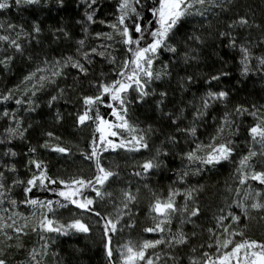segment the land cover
<instances>
[{
    "label": "snow or ice",
    "instance_id": "6c2138e0",
    "mask_svg": "<svg viewBox=\"0 0 264 264\" xmlns=\"http://www.w3.org/2000/svg\"><path fill=\"white\" fill-rule=\"evenodd\" d=\"M47 4L0 0V73L10 72L18 58L30 65L18 83L0 91V264H11L10 254L21 250L23 264H45L52 233L98 234L105 264H264V237L248 234L253 221L264 225V97L233 104L232 90L219 86L231 75L223 58L222 69L200 73L207 50L220 48L235 54L242 80L264 82V6L115 0L113 18L101 19L100 0H82L80 32L50 27L47 40L40 20L8 15ZM56 4L60 11L65 0ZM97 24L108 30H93ZM98 65L108 72L97 74ZM142 105L158 117L140 120L134 110ZM42 107L55 124L71 117L73 128L91 125L86 147L26 122L25 114ZM241 135L246 151L238 147ZM42 151L79 153L91 175H53ZM120 151L132 158L123 168L110 160ZM229 161L231 182H224L222 203L208 217L204 185L190 181ZM165 172L172 174L167 188H153L151 177ZM143 191L150 198L142 231L156 234L151 239L130 231L138 226ZM126 230L128 238L114 245ZM30 233L38 242L28 248Z\"/></svg>",
    "mask_w": 264,
    "mask_h": 264
},
{
    "label": "trees",
    "instance_id": "16d2710c",
    "mask_svg": "<svg viewBox=\"0 0 264 264\" xmlns=\"http://www.w3.org/2000/svg\"><path fill=\"white\" fill-rule=\"evenodd\" d=\"M115 0H100L102 5L98 16L99 18H113V8ZM241 3L244 4H252V5H262L264 6V0H240ZM78 5H81L78 7ZM49 8L51 11H49ZM58 5L56 4V0H48V4L35 7H29L26 11L16 12L15 9L12 10L10 15L13 19L16 20H27L31 22L33 19H38L41 21L42 26L45 28V32L43 36L47 40L49 36L48 29L50 27L68 25L69 30L74 34H78L80 32L79 26L76 25V20L80 19L83 13L82 0H65V5L63 9L57 11ZM93 30H108L104 25H94L91 26ZM64 45L61 44L60 48H63ZM60 48H56V51L59 52ZM122 55L121 53L118 54ZM234 53L227 49L220 48H209L203 57V64L200 68L201 75L206 73L214 74L216 70L222 69L221 58L224 61H227V67L223 68V70L231 73L228 78H221L219 81V86L231 89L233 95L231 96V102L234 103H243L245 100L248 101H256L259 100L260 97H264V82L260 81L258 78L246 79L243 80L239 77V71L236 66V62L234 61ZM163 59H167L165 55ZM157 67H159V62L157 63ZM30 70L29 63L17 59L15 64L13 65L10 72L0 73V91H3L6 87H12L13 84L19 82L24 74H26ZM101 71L107 73V66L98 65L97 66V74ZM206 78V76H205ZM85 85L87 82H84ZM217 82H213L215 86ZM11 107H16L14 103L9 102ZM63 104V101L60 102ZM6 106V105H5ZM59 106V105H58ZM65 109H62V111ZM67 111H72V109H66ZM102 113H104L107 117V113L110 111L106 108H101ZM135 115L140 119L144 120L146 117H150L155 119L158 117V113L153 116V113L150 111L148 105H142L135 108ZM26 116V122L32 123L34 126L41 127H51L54 128L58 134H62L66 141H70L72 144H79L80 147H86V142L89 139L90 133L93 131L91 125L82 129H76L72 127V118L67 117L65 122L61 124H55L52 121V116L47 109V107H42L38 109L36 113H33L31 116ZM250 119V118H248ZM209 123H211V119L209 118ZM3 126V121L0 120V127ZM211 130V129H210ZM33 137H35V133H33ZM239 149L241 151L247 150V145L244 143V137L241 135L239 138ZM18 145V150L23 151V144L20 141H15ZM33 143H36L35 138H33ZM125 152L120 151L119 155L112 154L110 157L111 161L119 163L123 168L125 162L131 163L132 158L131 154H128L130 157L123 156ZM42 156L47 160L51 173L53 175H60L64 177L71 176L76 174L78 171H82L84 175H91V168L88 163L84 162L83 159L77 153L75 156L65 157L58 153H49L42 151ZM147 155V153H144ZM139 158V157H137ZM26 157L21 156V164ZM106 159H109L106 155ZM234 171L232 162H224L221 166H217L211 172H206L205 174L197 177H193L190 183L200 182L204 185V189L201 192V201L202 207L205 210L206 216L210 217L211 213L215 211L216 206L222 203L221 190L223 188L224 182L227 180L231 182L232 173ZM21 175H25V171L23 167L20 168ZM171 172H165L163 174L157 173L153 175L150 179V184L153 188L159 190L161 188H167L169 183V177L171 176ZM255 186L257 184L253 182ZM17 194H19L22 190L17 188ZM34 194L43 197L44 195H50L48 193L42 192L40 190H34ZM22 198V196L20 197ZM149 194L147 191H143L142 199L140 202L141 214L138 217V226L135 229L130 230L132 237H139L146 234L148 239L154 238L156 234L151 233H143L142 227L147 223V203L149 200ZM179 200H182V197H178ZM73 212L76 211L74 206H69ZM21 211H26L25 206L20 207ZM63 215L69 214L68 211H63ZM191 227V226H189ZM256 227V226H254ZM251 233H255L251 230ZM122 235H126L128 237V230L125 231ZM250 235V234H249ZM254 235V234H253ZM98 234L94 233L92 235H84V234H76L63 236L55 233L50 234V237L54 243H52L49 255L46 257L45 264H105V256L102 251V246L99 244L97 240ZM121 236V235H120ZM120 236H117L113 240V244L115 245ZM125 236V237H126ZM252 236V235H251ZM254 237V236H253ZM257 238L258 235L255 234ZM38 242V237L35 233H30L28 237L25 238V243L28 248H30L33 244ZM11 264H23L24 262V251H14L10 254L9 257Z\"/></svg>",
    "mask_w": 264,
    "mask_h": 264
},
{
    "label": "rangeland",
    "instance_id": "374dc122",
    "mask_svg": "<svg viewBox=\"0 0 264 264\" xmlns=\"http://www.w3.org/2000/svg\"><path fill=\"white\" fill-rule=\"evenodd\" d=\"M123 156H125V157H130L127 153H124L123 154ZM252 186L255 188V187H257V186H255V184H252ZM142 203V202H141ZM64 214V213H63ZM66 216H68V214H66L65 215V217ZM254 226H256V227H254ZM251 230H253L255 233H251ZM248 234H250V235H252V236H254L255 237V234H257L258 235V237L257 238H261V237H264V225H261L260 223H257V222H255V221H253V223L251 224V226H250V228H249V230H248ZM254 234V235H253ZM126 236V235H125ZM124 235H121L120 236V238H119V240H118V242H120V243H123L128 237L126 236L125 237ZM140 238H147L146 237V234L145 235H141V236H139ZM134 238H136V237H134ZM237 239H239V237H237Z\"/></svg>",
    "mask_w": 264,
    "mask_h": 264
}]
</instances>
